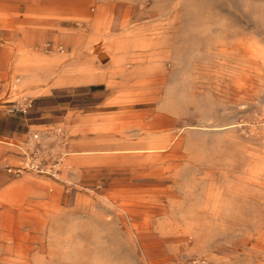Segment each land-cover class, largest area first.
<instances>
[{"label": "rangeland", "instance_id": "1", "mask_svg": "<svg viewBox=\"0 0 264 264\" xmlns=\"http://www.w3.org/2000/svg\"><path fill=\"white\" fill-rule=\"evenodd\" d=\"M171 6L178 11L175 21L169 10ZM146 7L153 14H161L159 20L144 25L147 30L143 33L152 39L135 47L133 54L111 64L101 51L95 55L88 53L83 41L63 45L62 35L77 32L79 28L64 20L75 13L59 11L56 0H0V110L6 117H17L25 124V135L20 140L0 137V203L3 206L0 217L6 226L29 220L39 223L47 220V212L58 201L70 213L88 196L110 193L114 187L122 186L135 196L137 203L163 205L166 209L181 204L173 223L183 229L186 223L180 215L188 216L203 205L208 188L203 178L208 166L201 165L197 155L202 152L214 160L216 183L227 186V213L220 219L227 222L222 226L212 225L214 220L206 216L196 228L194 238L184 241L173 234L171 224L162 232L153 230V235L145 241L150 248L147 250L142 246L144 242L141 244L136 237H126V229L117 225L118 217L106 206L108 202L92 200V216L78 210L73 216L67 214L53 228L54 234L63 241L61 249L77 248L88 261L83 264H89L95 257L112 264H152L154 261L193 264L197 259H205L202 251L210 249L218 255V260L208 264H246L249 261L242 257L244 249L239 242L264 228V189L246 184L253 168L259 164L257 157L264 159V62L259 58L260 69L254 70L246 62L244 52L250 48L264 51V0H156L155 7L150 3ZM74 49L82 51L78 65L84 72L73 66L65 74L68 79L59 84L54 85L50 80L49 86L43 83L36 88L13 91L12 84L21 74L16 65L20 58L69 55ZM90 69L99 73L102 83L78 80L81 73ZM220 69L227 71L226 81L213 73ZM176 82L183 83L179 97L173 90ZM24 101L30 104L28 113L11 112ZM129 113L144 119L140 126L146 131L165 140L174 139L172 146L179 144L175 152L187 155L181 167L191 161L184 147L193 145L192 155L198 159L194 163L196 169L186 179L172 180L169 172L175 162L169 151L159 164L138 166L135 178L131 179L129 173L119 169L101 168L96 156L88 162L83 156L72 155L74 150H84V147L74 140L71 131H86L87 126L96 127L105 122L116 127L127 123L136 125L131 122L134 119L127 117ZM188 126H192L190 130L186 129ZM34 134L38 135L45 153L44 171L23 170L19 176L10 173L9 168L22 161L17 147L28 139L31 141ZM139 141L135 137L132 142L139 145ZM47 169L54 170L59 179L46 172ZM25 176L43 184L7 191ZM187 186L191 189L188 196L182 193ZM39 190H45L47 195L34 199L36 207L23 211L21 205L32 201L30 196ZM13 204L18 207L9 208ZM80 216L84 226L89 218L101 217L109 222L116 232L115 247L110 248L111 239L106 237L97 248L92 232L87 231L74 233L69 246L63 239L69 234L68 226ZM198 243L207 246L206 249L201 250ZM59 256L54 264H66L57 260Z\"/></svg>", "mask_w": 264, "mask_h": 264}, {"label": "bare ground", "instance_id": "2", "mask_svg": "<svg viewBox=\"0 0 264 264\" xmlns=\"http://www.w3.org/2000/svg\"><path fill=\"white\" fill-rule=\"evenodd\" d=\"M56 2L59 11L75 13L74 16L64 20L75 24L79 28L77 32L62 35L61 41L64 43L63 45H75L83 41L86 45L84 49L88 53H93L95 55L97 51H101L105 55L103 57L111 61V64L116 63L118 58H124L125 56L133 54V49L135 47L152 39L146 37L143 33V31L147 30L144 25L149 21H157L161 17V14H153L146 7L147 3L155 7L156 0H56ZM169 10H172L171 16L175 21L178 16V11L173 9L172 6ZM196 27L199 28L198 24ZM220 52L226 53V50L220 49ZM244 53L246 54V62L251 65L254 70H259L261 63L259 58H262L261 60L264 62V51L257 48H250ZM81 54V50L74 49L73 53L69 55H52L48 58L39 55L33 56L32 58H20L16 65L17 68L20 69L21 74L19 78H15L12 84L13 91L36 88L35 86L37 84L40 85L43 83L49 86L52 81L54 85L59 84L63 82V80L68 79L65 74L69 71L68 69L73 66H75L77 71L84 72V69L78 65ZM196 70L198 72L199 68ZM207 70L209 71V69ZM213 73L219 80H227V71L220 69L213 71ZM98 74L97 71L90 69L85 74L81 73L78 80H85L86 83L90 84L102 83V81L98 79ZM50 80L51 82L49 83ZM103 81L107 86L109 85L107 81ZM182 86V82L174 83L173 90L178 97L180 95L179 88ZM145 101L146 100L141 101V103ZM127 117L134 119L131 122L136 125L129 126V123H127L120 124L119 127H116L113 124L105 122L96 127L87 126L86 131H71V136L74 137V140L81 144L80 146L84 147V150H74L72 155L83 156L88 162L94 158L93 156H96L100 161L99 164H101V168L119 169L122 173H129L131 179L135 178V171L138 166L146 163L159 164L164 154L169 151L174 157L172 161L175 162V167L170 169L169 178L176 181L179 177L186 179V176L188 177V175H190L191 170L196 169L194 163L198 159L196 155H192L194 151L193 145L189 144L184 147V151L190 155V160L192 162L190 161L187 166L181 167L180 163L186 160L187 155L185 153L178 154L175 152L178 151L177 149L180 146L179 144L172 146L174 144V139L165 140L160 135L146 131L143 126H140L144 120L142 117L133 116L132 113H129ZM191 127L192 126H188L186 129L190 130ZM135 137L141 139V141L137 143L139 145L132 142ZM197 155H200V164L208 166L207 170L203 172V178L208 182V188L205 192L203 205L189 212L188 216L180 215L181 220L186 223L185 228L183 227L182 229L178 224L173 223V221L176 220V213H179L181 210V204H174L170 209H166L163 205L137 203L135 201V196L129 192L127 193V188L116 186L110 193L88 196L87 199L76 204V206L70 210V213L62 208L58 201L56 205L50 207L49 212H47V220H41L39 223L29 220L6 226V221L2 220L0 217V264H54V260L58 255L60 256L57 260H62L66 262V264L88 263L85 257L77 252L78 250L76 247L68 248L67 251L63 250V247L61 249L63 241L56 237L53 228L58 226L63 216L67 214L73 216L77 210L81 214L92 216L93 211L90 204L92 200L99 203L108 202L109 205L106 204V206L118 217L117 225H122L121 229H126V237H136L141 244L144 242L142 246L147 250L150 248L145 245V241L153 235V230L162 232L165 226H171V224L173 225V234L178 235V237L184 241L194 238L196 228H198V225L202 224L200 221H205L206 216H209L210 220H214L213 223L209 222L212 225L217 224L218 226H222L227 222L224 219L220 220L224 218L227 213V186H221L216 183V171L212 168L214 166V160L206 157L202 152H199ZM258 158L260 160L259 164H256L253 168L251 172L252 176L247 179L246 184L251 187H260L264 189V159L261 157H257V159ZM52 176L59 179V175L56 173H53ZM32 184L42 185L43 183L33 177L25 176L20 181L14 183L7 191L11 193L19 190L23 186ZM185 184L188 183L185 182ZM42 187L45 188V186ZM179 190L181 189L179 188ZM44 191L39 190L33 192V196H30L32 201L23 203L21 205L22 210L28 211V208L36 207V205H33V200L47 195ZM190 191L191 189L187 186L182 190V193L188 196ZM5 206L7 207V205ZM21 206H19V208ZM2 207V203H0V209ZM17 207L18 205L14 204L9 206L11 209ZM26 208L28 210H26ZM30 211L33 210L31 209ZM82 219V216L75 217L68 226L69 234L66 235L63 240L67 241L69 246L73 243L72 238L74 237V233L78 231H87L89 233L92 232V241L97 248L102 246L103 242L101 243V240L106 237L111 239L112 245L110 248L112 249L115 247L114 244L116 245L117 243L115 239L116 232L113 227L109 226V222L107 223L101 217L94 220L89 218L90 220L84 226L81 224ZM215 219L217 220L215 221ZM255 219H257V217ZM200 235L198 238H200ZM200 239L202 240V238ZM199 243L196 245L201 250L206 249L207 246ZM239 245L244 249L241 253L242 257L249 261L246 264H264V228L257 229L255 234L247 235L246 238L239 242ZM210 250L202 251L206 254L205 259H197L193 264H208L211 261L218 260V255ZM89 264L112 263L95 257ZM152 264L160 263L154 261Z\"/></svg>", "mask_w": 264, "mask_h": 264}, {"label": "built area", "instance_id": "3", "mask_svg": "<svg viewBox=\"0 0 264 264\" xmlns=\"http://www.w3.org/2000/svg\"><path fill=\"white\" fill-rule=\"evenodd\" d=\"M30 104L25 101L20 104L19 107H13L11 112L19 111L22 114L28 113L30 109ZM39 137L37 134L32 135L31 141L28 139L25 144L18 146L20 154L22 156V161L20 165L9 168L10 173H14L19 176L23 170H29L37 173H42L45 168V156L44 150L40 146L38 141ZM46 172L53 173L54 170L47 169Z\"/></svg>", "mask_w": 264, "mask_h": 264}, {"label": "crops", "instance_id": "4", "mask_svg": "<svg viewBox=\"0 0 264 264\" xmlns=\"http://www.w3.org/2000/svg\"><path fill=\"white\" fill-rule=\"evenodd\" d=\"M14 118V119H13ZM6 117L0 110V137L12 138L15 141L20 140L25 135L23 127V121L17 117Z\"/></svg>", "mask_w": 264, "mask_h": 264}]
</instances>
